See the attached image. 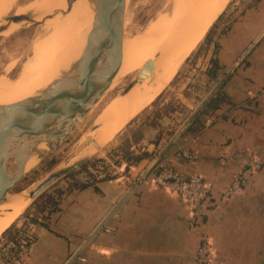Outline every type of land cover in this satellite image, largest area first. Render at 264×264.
I'll return each instance as SVG.
<instances>
[{
    "label": "crops",
    "instance_id": "0c3cea01",
    "mask_svg": "<svg viewBox=\"0 0 264 264\" xmlns=\"http://www.w3.org/2000/svg\"><path fill=\"white\" fill-rule=\"evenodd\" d=\"M203 42L197 65L202 77L211 58L219 67L208 92L236 67L210 100L212 104L194 117L158 163L181 177L197 176L208 185L204 214L192 226L190 208L181 198L161 188L137 185L71 264H197L195 250L203 239L223 264H264V0H231ZM162 118L143 123L138 140L128 141L130 151L143 149L147 156L128 168L118 163L125 172L110 180L61 190L59 210L48 220L38 219L41 224H35L29 217L23 222L33 235L30 264H65L79 249L153 164V142L166 126ZM183 151L194 159L184 158ZM231 151L238 156L219 160ZM248 152L261 169L238 193L223 199L222 190L248 160L244 154Z\"/></svg>",
    "mask_w": 264,
    "mask_h": 264
},
{
    "label": "bare ground",
    "instance_id": "6f19581e",
    "mask_svg": "<svg viewBox=\"0 0 264 264\" xmlns=\"http://www.w3.org/2000/svg\"><path fill=\"white\" fill-rule=\"evenodd\" d=\"M14 1L0 0V17L9 11ZM126 2L124 0V6ZM227 2L167 0L161 13L154 16V20L148 23L142 33L136 36L129 33L124 35L121 63L109 88L119 84L128 74H132L131 82L136 84L127 93L108 99L94 121V125L100 128L99 132L96 130L98 135H89L90 140L82 137L76 142L78 146L75 153L86 150V147H90V150L84 155L96 152L100 144L107 143L132 118L148 107L170 82L180 64L196 48ZM25 9L32 11L36 21L44 13L47 15L53 12L57 15L65 11L46 24L48 32L33 44L30 58L22 64L16 77H0V119L3 120H6L13 107L28 98L41 96L52 83L72 76L71 69L86 49L87 37L97 12L96 0H74L68 5L66 0H35L26 8H18L15 15H24L21 12ZM18 25L20 23L11 22L5 32L12 31ZM77 117L75 115V119ZM64 131H60V139L64 137ZM47 144L45 136L43 141L35 144L34 149L45 152ZM9 157L6 158L5 171L10 176L13 162ZM41 158L37 153L32 154L25 163L24 172L34 167ZM28 202L25 191L16 195L7 193L0 204V235L19 217Z\"/></svg>",
    "mask_w": 264,
    "mask_h": 264
},
{
    "label": "rangeland",
    "instance_id": "374dc122",
    "mask_svg": "<svg viewBox=\"0 0 264 264\" xmlns=\"http://www.w3.org/2000/svg\"><path fill=\"white\" fill-rule=\"evenodd\" d=\"M33 1L35 0H15L9 11L0 17V28H3V30L0 31V77L5 76L8 79H14L25 60L30 58L33 44L48 32L46 24L50 22V20H53V18L56 19L58 15L61 16V12L65 11V9L68 10L66 7L57 15L53 12H49L47 15L44 13L45 15L42 14L36 21L33 19L35 16H33L32 11L25 9L21 14L33 19L34 22L25 20L17 23L12 22L13 24L20 23V25L10 32H5L11 25V23L6 20L7 17L15 15L18 8H26V6ZM166 1L167 0H127L122 19L123 36L128 33V35L132 36L142 33L148 23L152 22L158 13H161L162 7ZM230 1L231 0H228L227 4H229ZM5 33L7 35H4ZM204 37L192 53L180 64L176 71L177 73L175 72L170 82L162 89L153 102L132 118L107 143L100 144V148L98 147L96 152L94 151L91 155L86 156L84 155L85 152H87L88 149L90 150V147H86V150L78 154L75 153L78 146L77 143L82 137L90 140V138H88L89 135H98L97 132L100 131V128L98 125H94L96 116L109 98L119 97L124 92L127 85L131 82L130 77L132 74L126 75L119 84L107 89L94 106L83 115L79 123H76L71 130L65 132L61 140L56 141L55 150L44 159H39L34 167L27 170V173L25 172L22 179L16 183L8 194L16 195L22 191L28 193L54 171L68 166L84 157L88 158L87 163L84 165V169L79 168L68 174L65 178L54 182L41 194V196L49 194L54 195L55 191L66 189L67 183H70L72 180L83 181L85 177H89L87 175L88 173L97 175L99 173L103 174L104 172L111 175L110 179L117 177L119 176L118 173L125 172L120 168L118 163H122L124 159L130 162V157L133 158L145 153L143 149L136 152L133 150L130 151L129 148L131 144L129 145L128 141L134 143L138 140L140 137L139 130L143 123H155L159 118L163 117L162 121L166 126L162 127L163 131L159 132V135L153 142L156 147L154 146L152 153H154L153 156L156 155L180 128V125L186 121L189 116L188 114H190L192 110L197 109L196 107L203 101L204 96L208 92V88H210V85H213L209 83L205 77H202L198 69L199 67L197 66L199 63L198 51L200 45L204 43ZM9 64L12 66H9ZM92 148L93 146H91V149ZM47 149L49 148L47 147ZM128 150L129 152H127ZM130 163L132 164V162ZM36 200L29 201L19 217L10 226L21 228L24 221L29 217H33L34 212L30 209L34 206ZM6 244H8V242H6L5 239L0 240V255L4 252V246H6Z\"/></svg>",
    "mask_w": 264,
    "mask_h": 264
},
{
    "label": "water",
    "instance_id": "95a60500",
    "mask_svg": "<svg viewBox=\"0 0 264 264\" xmlns=\"http://www.w3.org/2000/svg\"><path fill=\"white\" fill-rule=\"evenodd\" d=\"M73 1L66 0L67 5ZM124 7V0H96L97 12L95 21L87 37L86 49L71 69L72 76L52 83L41 96L28 98L18 106L13 107L12 111L8 113L6 120L0 119V204L3 203L7 193L24 176L27 159L32 154L37 153L42 157L40 159L42 160L54 151L56 141L61 140L59 137L60 131L65 130L64 132H67L71 130L81 119L83 112L85 115L89 108L109 88L122 58ZM6 20L10 23L24 20L34 22L33 19L25 15H12L7 17ZM2 29L1 27L0 31ZM235 67L236 64L208 92L197 109L191 113L163 148L154 156L153 164L126 191L65 264H71L78 257L85 245L101 230L122 201L138 185L139 180L154 168L194 117L207 106ZM135 84L133 81L130 82L123 93H127ZM75 115H78L76 119ZM45 136L49 149L45 152L35 151V144L43 141ZM6 154L7 157L11 155L9 158L13 162V170L10 176L5 171ZM87 161L88 158L84 157L54 171L27 193L28 200H36L54 182L81 168Z\"/></svg>",
    "mask_w": 264,
    "mask_h": 264
},
{
    "label": "built area",
    "instance_id": "2783aa9c",
    "mask_svg": "<svg viewBox=\"0 0 264 264\" xmlns=\"http://www.w3.org/2000/svg\"><path fill=\"white\" fill-rule=\"evenodd\" d=\"M262 90H264V86ZM249 96L253 97L254 95L249 93ZM238 154L239 153L233 151L222 153L219 160L225 161L238 156ZM244 154L248 156V160L233 173L229 184L222 190L223 199L229 198L238 193L249 177L261 169L260 164L257 163L250 152ZM182 156L190 161L194 159L193 155L185 151L182 152ZM123 163L127 168L131 166V163L127 162L125 159L123 160ZM92 174L95 179H104L111 176L104 172L103 174ZM86 178L88 179L89 177ZM138 179H136V181ZM138 185L161 188L167 193L173 194L185 201L190 208L192 226H194L204 214L206 202L210 195L208 185L199 177H181L174 172L171 167L160 163H157L152 170L141 178ZM22 226L24 230L17 241L15 243H8L4 246V252L0 255V264H30L28 262V256L33 244V235L27 230V225ZM103 231L105 233H110L111 230L104 227ZM195 261L197 264H223L216 260L206 239H203L197 246L195 250Z\"/></svg>",
    "mask_w": 264,
    "mask_h": 264
},
{
    "label": "trees",
    "instance_id": "16d2710c",
    "mask_svg": "<svg viewBox=\"0 0 264 264\" xmlns=\"http://www.w3.org/2000/svg\"><path fill=\"white\" fill-rule=\"evenodd\" d=\"M208 37V32L206 33V36L204 37V41H207ZM217 45L214 46V51L213 55L216 53ZM219 76V67L217 65L216 59H210V66L205 72V79L209 81H216ZM212 104V101L208 103L210 106ZM207 105V106H208ZM154 153L150 154L151 156ZM147 156V154L143 153L138 156H135L133 158H129L130 162L132 164L138 162L140 159L144 158ZM85 166H82L81 169H84ZM85 172V171H84ZM89 178L85 182H79L77 180H72L70 183H67L66 185V191L68 192L69 190L72 189H83L87 185H92L94 184V181L96 180L93 176V174H87ZM111 177L105 178V180H110ZM63 194V191L57 190L55 191L54 195H43L39 197L35 202L34 206L30 210L34 212L33 217H31L29 220L35 224H38L39 222L37 221L38 219L42 221H46L49 219L51 215H53L55 212H57L59 209V202L61 199V196ZM41 224V223H39ZM24 228L23 226L21 228H17L15 226H10L8 227L0 236V240L5 239L6 242L8 243H15L19 236L22 234Z\"/></svg>",
    "mask_w": 264,
    "mask_h": 264
}]
</instances>
